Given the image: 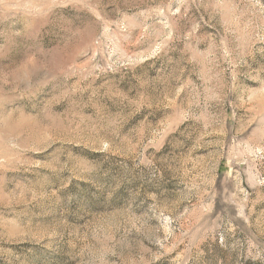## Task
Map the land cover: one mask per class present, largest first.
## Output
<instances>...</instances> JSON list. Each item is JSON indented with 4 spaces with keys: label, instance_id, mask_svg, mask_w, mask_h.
Here are the masks:
<instances>
[{
    "label": "rangeland",
    "instance_id": "374dc122",
    "mask_svg": "<svg viewBox=\"0 0 264 264\" xmlns=\"http://www.w3.org/2000/svg\"><path fill=\"white\" fill-rule=\"evenodd\" d=\"M0 264H264V0H0Z\"/></svg>",
    "mask_w": 264,
    "mask_h": 264
}]
</instances>
